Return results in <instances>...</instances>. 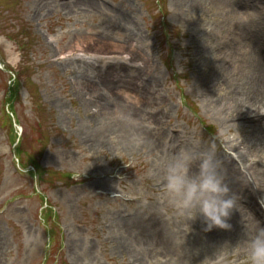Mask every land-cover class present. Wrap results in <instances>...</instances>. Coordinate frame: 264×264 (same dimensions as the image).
<instances>
[{
	"label": "rangeland",
	"instance_id": "374dc122",
	"mask_svg": "<svg viewBox=\"0 0 264 264\" xmlns=\"http://www.w3.org/2000/svg\"><path fill=\"white\" fill-rule=\"evenodd\" d=\"M210 138L230 229L158 200L153 173L181 150L195 173ZM249 192L263 204L264 0H0V264H246Z\"/></svg>",
	"mask_w": 264,
	"mask_h": 264
},
{
	"label": "clouds",
	"instance_id": "9594fccd",
	"mask_svg": "<svg viewBox=\"0 0 264 264\" xmlns=\"http://www.w3.org/2000/svg\"><path fill=\"white\" fill-rule=\"evenodd\" d=\"M200 145L199 166L190 173L192 153L181 150L166 158L153 176L162 185L158 200L173 209L174 215L186 222L202 217L205 231L214 227L230 229L228 218L236 208V200L221 175L222 161L215 139L194 141ZM246 264H264V226L245 234ZM233 247L224 245L217 252L230 255Z\"/></svg>",
	"mask_w": 264,
	"mask_h": 264
},
{
	"label": "bare ground",
	"instance_id": "6f19581e",
	"mask_svg": "<svg viewBox=\"0 0 264 264\" xmlns=\"http://www.w3.org/2000/svg\"><path fill=\"white\" fill-rule=\"evenodd\" d=\"M240 184H238V186H239ZM240 188H241V186H240ZM246 191H247V189H246ZM249 194V197H247V198H249V200H248V203L250 204H252V206H253V210H254V213L257 215V214H259L258 213V211H257V203H256V201H255V198L253 199L252 197H253V195L252 194H250V192L248 193ZM244 195H246L247 196V192H244ZM264 220V219H263ZM254 223V222H253Z\"/></svg>",
	"mask_w": 264,
	"mask_h": 264
},
{
	"label": "trees",
	"instance_id": "16d2710c",
	"mask_svg": "<svg viewBox=\"0 0 264 264\" xmlns=\"http://www.w3.org/2000/svg\"><path fill=\"white\" fill-rule=\"evenodd\" d=\"M18 154L21 155V152L18 150ZM32 164V163H31ZM34 166V164H32Z\"/></svg>",
	"mask_w": 264,
	"mask_h": 264
}]
</instances>
